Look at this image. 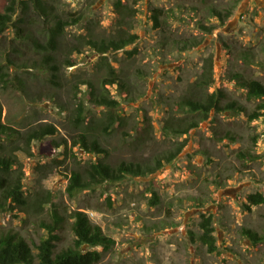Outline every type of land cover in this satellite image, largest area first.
<instances>
[{"label":"rangeland","instance_id":"1","mask_svg":"<svg viewBox=\"0 0 264 264\" xmlns=\"http://www.w3.org/2000/svg\"><path fill=\"white\" fill-rule=\"evenodd\" d=\"M6 1L0 0V11ZM44 1L60 17H81L59 39L56 81H49L50 72L33 43L46 40L49 23L32 16V11L22 15L17 10L0 35L2 78L8 79L0 80V102L3 121L21 132L42 124L56 127V135L33 141L29 153H16L25 194L49 192L51 198L44 211L27 222L22 221V213L0 212V233L14 230L36 242L44 232L36 226L39 218L49 217L54 208L65 215L80 210L114 240L97 264H264V240L255 245L242 233L248 228L264 238V204L253 205L250 211L243 208L248 194L264 195V113L250 122L245 113L212 112L187 134L164 129L179 122L183 113L171 114V106L199 76L209 57L214 77L211 90H223L248 111L254 108L231 75L239 72L262 79L264 0H121L119 14L116 0ZM153 8L164 11L160 27L153 26ZM209 8H233V14L220 25ZM200 23L214 29L206 33ZM13 24L22 30L20 36ZM119 32L138 37L123 50L109 52L107 60L101 61L100 54L86 45L89 36L111 38ZM250 50L252 58H247ZM68 58L76 64L66 66ZM107 63L119 73L128 92L117 84L105 86ZM88 81L96 94L105 93L106 87L117 100L119 113L127 120L124 129L113 131L110 125L102 129L99 123L107 108L89 99ZM80 101L84 115L95 119L93 123L88 117L87 122L95 126L113 166L121 161L154 163L181 147L179 153L154 173L126 176L69 195L71 172L96 158L73 145L79 133L73 118ZM144 116L152 126L149 138L131 147ZM240 150H250L256 158L241 161ZM153 192L159 197L156 203ZM201 213L213 217L218 249L212 253L199 242ZM61 237L58 249L72 243L70 228ZM92 249L102 252L100 246Z\"/></svg>","mask_w":264,"mask_h":264},{"label":"trees","instance_id":"2","mask_svg":"<svg viewBox=\"0 0 264 264\" xmlns=\"http://www.w3.org/2000/svg\"><path fill=\"white\" fill-rule=\"evenodd\" d=\"M115 10L118 14L123 8L121 0L114 2ZM20 10L25 15L32 11V16L39 20L49 23L46 32V40L44 42L33 41L34 45L40 49L42 53V63L49 70L50 82L56 81L59 72V66L55 60L58 42L67 26L79 23L80 16H72V19H65L54 14L44 0H7L4 9L0 11V35L10 26L16 11ZM151 20L154 27L163 25L164 20H160L164 15L161 8H153ZM209 13L214 17L220 25H223L233 14V8H225L219 10L209 8ZM22 17V16H21ZM19 20H23L22 18ZM118 23L120 20H117ZM18 30V36L22 31L17 24H13ZM202 31L211 33L214 26H206L203 23L199 25ZM91 35V34H90ZM134 33L122 35L117 33L111 38H94L89 36L86 38V45L98 54L100 60H107L109 52L123 50L126 46L131 45L137 39ZM79 53V50H76ZM246 57L252 58V51H248ZM76 64L73 58L66 60V66H74ZM263 76L255 78L244 73L233 72L231 78L235 80L241 88L245 90L246 100L254 102V108L248 111L245 105L236 99H230L226 92L221 89L211 90L214 83L212 59L206 58L199 76L189 85L186 92L171 106V114L182 111L183 115L179 122L166 124L164 127L166 133L171 132L177 135L187 134L191 129L198 127L199 123L208 119L212 112L221 113L231 111L236 113H245L248 121L258 119L264 113V62L262 61ZM0 66V80L8 81L2 78L3 73ZM105 86L117 84L122 92H128L121 82V78L116 69L107 63V74L104 77ZM89 86V99L98 106H106L105 118L99 125L104 131L109 128L116 130L124 129L127 126V120L120 115L118 102L111 98L108 89L105 87V93H95L94 86L91 82H85ZM95 121L92 115L85 116L83 104L80 101L77 111L73 118L74 124L79 130L77 139L73 141V145H79L86 153L96 156L83 166L76 167L69 177L66 191L69 195H73L77 191L91 190L98 184L104 182L116 183L126 176H146L160 169L164 163L171 162L179 153L180 148L170 152L161 159H156L154 163L140 164L137 162L121 161L113 166L107 161L108 151L100 143V135L95 134V126L91 122ZM141 128L136 129L134 140L129 143L132 147H138L145 143L151 133V122L147 116ZM94 123V122H93ZM57 129L53 124L37 125L25 132L13 127L6 121H3V107L0 102V212H9L15 216L19 213L25 215L23 222L44 211V205L50 203L51 195L45 192L41 195H26L23 184V171L21 162L17 156V152L29 153L30 146L33 141H41L49 136H54ZM230 137L229 133L226 134ZM57 147L60 144H56ZM237 157L241 161H252L256 158L250 150H240ZM164 161V162H162ZM152 202L158 201V195L153 192ZM247 202L243 204V208L250 211L252 206L264 204V195L261 193H250L246 197ZM36 226L44 232L40 238L34 242L29 240L19 232L7 230L0 233V264H97L102 259L103 252L108 251L114 244V240L104 235L101 228L91 222L88 215L84 211L73 210L68 214H61L56 208L52 209L49 217L42 216L37 221ZM70 228L73 233L72 243L65 248H57V244L61 242V234ZM199 228L201 234L199 242L206 246L207 251L212 253L217 248L216 237L214 235L215 228L213 226V217L200 214ZM37 231V229H36ZM243 235L248 237L253 244L261 243L264 238L257 232L244 228ZM87 246L88 249H84ZM102 247V252L95 247Z\"/></svg>","mask_w":264,"mask_h":264}]
</instances>
